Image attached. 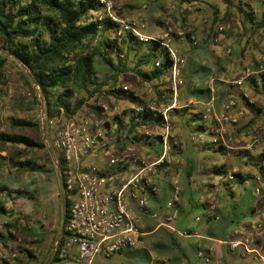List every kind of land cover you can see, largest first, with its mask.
<instances>
[{
  "label": "crops",
  "instance_id": "1",
  "mask_svg": "<svg viewBox=\"0 0 264 264\" xmlns=\"http://www.w3.org/2000/svg\"><path fill=\"white\" fill-rule=\"evenodd\" d=\"M170 1L172 4L168 5L164 0L150 3L153 7L143 13L142 17L146 18V34L157 35L171 30L173 37V31L178 32L174 40L187 63L183 70L185 84L177 95L178 104L173 108L191 105L198 106L203 112L212 104L214 113H219L233 96L237 100L238 109L243 112L239 114L238 110L232 111V119L227 124V131L221 142L224 149L212 144L215 133L213 124L194 120L190 113L172 117V132L176 137L174 152L181 160L182 186V200L178 205L176 220L177 231H172L175 232L176 242L171 240V232L148 213L144 216L145 245L141 249L127 250L120 255L130 253L144 257V264H205L198 255L200 249H204L211 256L212 264H264V258L253 253L242 255L241 248L232 249L230 246L231 240L250 236L253 231L251 226L264 218V183L260 185V191H257L259 185L255 180L256 175H264V91L255 92L249 84L245 86L253 104L255 103L249 107L238 95L234 85L235 80L244 77L240 73L253 57L259 61L264 60V26L257 28L244 22L243 15L237 11L238 0H196L191 4ZM244 1L254 6L260 2ZM143 6L148 7L147 4ZM215 9L218 11V22L212 27ZM255 16L257 20L263 19L262 13H255ZM238 18L241 20L237 26L234 21ZM221 25L225 28L222 35L218 30ZM185 29H192L197 37L196 48H188L189 44L185 40L181 41L183 35L180 32ZM216 38H220L219 44L215 43ZM249 50L255 52L248 53ZM142 54L143 50L134 51L131 65L126 62V71L118 77V87H124L125 84L131 86L129 96L111 91L108 95L103 94L95 103L103 108L104 115L96 120V124L111 140L113 152L132 149L151 161L163 151V122L156 117H138L136 107L150 104L169 106L173 97L170 104L160 99L170 98V72L165 77L156 79H144L137 72ZM150 68V65L142 66L144 72H150ZM110 85L108 90L112 83ZM211 120L214 122L213 117ZM131 123L136 124V127L130 133ZM41 135L44 137L43 130ZM27 157L43 168L22 171L12 165L8 151L0 150V162L3 163L0 171V203L15 208L37 235L45 234L43 243L51 245L46 242L47 238L54 241L61 233L64 221L60 225L61 220L51 216L47 219L52 222L56 219L55 223L51 222L50 226L45 227L39 220L34 221L32 215L38 214V205L51 212L55 207L61 208L63 204L60 167L55 162L60 153L52 149H35ZM174 168L166 165L159 167L155 180L160 191L150 197V212L167 211L166 202L171 196ZM248 179L252 180V185L248 184ZM4 188L23 189L33 196L27 193L10 195ZM215 190L216 208L210 211L209 199ZM37 218L40 219L38 216ZM5 222L0 217V231L4 229ZM182 231L190 234H181ZM256 243L264 247V230L257 237ZM0 252L5 253L1 243ZM39 252H42L40 248L37 255ZM13 253H16L15 250ZM101 258L104 257H98L94 264H106L104 259L108 258Z\"/></svg>",
  "mask_w": 264,
  "mask_h": 264
},
{
  "label": "trees",
  "instance_id": "2",
  "mask_svg": "<svg viewBox=\"0 0 264 264\" xmlns=\"http://www.w3.org/2000/svg\"><path fill=\"white\" fill-rule=\"evenodd\" d=\"M138 1L153 3L157 0ZM173 1L191 4L196 0ZM238 1L237 8L243 15L244 22L257 28L264 26V19H256V10L253 5L244 0ZM125 7L128 6L123 5L121 14L125 11ZM129 7L134 8L135 4H129ZM142 9L146 8L142 5ZM103 11V6L97 0H0V100L1 95L5 93L2 86L7 82L5 72L10 60L19 67L20 76L32 91L35 90V94L37 93L35 85L40 87L49 117L60 116L63 113L67 117L82 118L78 116L79 112L87 106L97 119H101L104 116L103 108L95 103H89V100L96 98L99 94H105L104 87L111 83L110 91L129 96L125 86H117L119 75L127 69L128 52L143 50L136 68L142 78L156 79L165 77L169 72L171 74L172 61L165 46L152 40L141 42L126 32L117 35L116 23L109 18L99 20V15ZM217 22L218 11L215 9L212 27L216 26ZM185 27L187 28V25ZM183 32L181 41H188V48H196L198 40L196 45L192 44V36L197 39L192 29L191 31L185 29ZM173 33L175 35L172 37L173 44L180 52L174 40L178 32L175 30ZM180 54L184 56L182 52ZM114 56L117 57V61ZM158 61L160 63L156 65ZM98 64H103L113 73L101 78ZM144 65L151 66L150 72H144L142 69ZM261 67H264V60L259 61L255 57L243 67L241 76L245 77L247 70L253 71L245 77L244 89L249 84L255 92L264 91V70L259 71ZM182 79L183 83L179 85L178 94L185 84L183 74ZM236 89L238 95L249 107L255 105V103H249L241 91ZM169 93V100L160 97L167 104L172 102V80H170ZM33 99L35 105H39L35 95ZM16 103L18 104L19 101ZM188 113L194 120H204L213 124L214 135L216 134L215 120L214 122L211 120L212 116L204 119L203 112L198 106L183 105L181 108H172L169 113L171 123L174 115ZM136 114L140 118L156 117L161 121L160 116L150 110ZM135 127L136 124L131 123L129 132L131 133ZM41 134L39 117L10 114L3 119L0 109V150L8 151L14 167L22 171L43 168L27 157L35 149H48ZM221 142H212V144L224 149L225 146ZM174 154L177 155L175 152ZM2 168L3 163L0 162V171ZM60 169L62 171L61 164ZM60 178L61 199L64 205V229L55 237L51 249L43 258H39L36 252L44 242L45 234L37 235L29 222L15 208L8 207L6 203H0V217L6 220L4 229L0 231V243L5 253L9 255V260H1L2 264H53L56 261L54 248L57 241L61 243L65 238L72 204V194L66 192L64 179ZM4 189L10 195L27 193L33 196L31 192L23 189ZM168 231L171 232L169 235L171 240L176 242L175 232ZM14 250L17 253L16 256H12ZM200 250L208 253L204 249Z\"/></svg>",
  "mask_w": 264,
  "mask_h": 264
},
{
  "label": "built area",
  "instance_id": "3",
  "mask_svg": "<svg viewBox=\"0 0 264 264\" xmlns=\"http://www.w3.org/2000/svg\"><path fill=\"white\" fill-rule=\"evenodd\" d=\"M97 1L104 10L99 15V20L109 18L116 23L117 35L130 33L141 42L157 41L167 48L172 61L173 102L169 106L150 104L136 107V113L146 110L155 112L161 117L164 126L162 154L149 161L132 149L113 152L109 137L98 124H93L88 119L67 117L63 113L49 117L44 96L40 87L35 85L45 144L48 149L60 153L55 162L59 167L61 164L60 176L64 179L65 190L72 194L65 238L61 243L56 242L54 253L57 259L53 264H94L98 257L109 258L127 250L141 249L145 245L146 235L144 216L148 213L167 230L177 231L178 205L182 200L181 160L174 154L176 137L172 132L169 111L178 104V88L183 83L182 74L186 58L174 46L171 30L157 35L146 34L144 30L147 23L143 17L135 14L123 16L120 13L123 6L117 0ZM223 29L222 25L218 28ZM180 34L184 35V32ZM192 44H197L194 36ZM159 63L160 61L156 65ZM262 70L264 67L259 69ZM252 73L253 71L247 70L246 76ZM245 77L235 80L234 85L249 103H253L243 87ZM125 89L128 87L125 86ZM27 94L30 95V92ZM237 104L235 98H230L219 113H214L212 104L204 109V119L212 116L216 122L213 143L223 141L227 124L232 119V111L238 110L237 112L242 114L243 111L238 109ZM162 165L175 167L171 178V196L166 202L165 213L157 210L150 212V197L160 191L155 176ZM255 180L259 185L257 191H260L264 175H256ZM216 191L209 199L210 211L216 208ZM251 227L253 231L250 236L233 239L230 246L232 249L241 248L242 255L253 253L264 258V247L256 243L257 237L261 236L264 230V218ZM180 233L190 234L187 231ZM198 255L205 264L213 263L208 253L200 250ZM12 256H16V253ZM0 258L9 260V255L0 252Z\"/></svg>",
  "mask_w": 264,
  "mask_h": 264
},
{
  "label": "rangeland",
  "instance_id": "4",
  "mask_svg": "<svg viewBox=\"0 0 264 264\" xmlns=\"http://www.w3.org/2000/svg\"><path fill=\"white\" fill-rule=\"evenodd\" d=\"M166 1V4H172V2L170 0H164ZM117 2H119V4L123 5H127L128 7H125V11L122 12L123 16H126L127 13H135L136 15H140L141 17L143 16V13H146L147 11L150 10L151 7H153L152 4H150L149 2H140L138 0H117ZM139 4V8H137L138 4ZM129 4H135L134 8H130ZM147 4L148 7L143 10L142 9V5ZM160 4V3H159ZM158 4V5H159ZM255 10H256V14H263V19H264V0H260L259 3L255 4ZM169 8H172V6H168ZM236 11V9H235ZM237 11L238 8H237ZM236 11V12H237ZM238 13V12H237ZM239 14V13H238ZM262 16H259V18H261ZM237 18V17H236ZM146 20V18H145ZM241 18L236 19L234 22L237 24L238 26V22H240ZM242 24V22H241ZM242 27H244V24L242 25ZM224 30H219V32L224 33ZM220 37V36H219ZM217 40H214L215 43H220ZM185 43L188 45V41H185ZM253 53L255 52L254 50L252 51ZM250 50L248 51V53H252ZM134 51L128 52V60L127 63L128 65H131L132 59H133V55ZM115 57V61H117V57ZM254 58V57H253ZM252 61V59L250 60ZM249 61V62H250ZM187 63V62H186ZM98 72H99V76L101 78L107 76V75H111L113 72L111 70H109L107 67H105L103 64H98ZM6 78H7V82L5 85L2 86V88L4 89V92L1 95V100H0V109L2 111V116L3 119L7 116V115H19L21 117H33L36 116V118L39 117V105H35L34 103V95L36 96V94L34 93L35 90L32 91V89L29 87V85H27V83L25 82V80L22 79V77L20 76V69L19 67L13 62V61H9L8 66L6 68V72H5ZM111 86V85H110ZM105 86L104 87V91L106 92L105 95H108L109 93H111L110 90H108V88L110 87ZM125 86L128 87L127 91L131 90V86L129 84H125ZM123 87V86H122ZM30 92V95H28L27 93ZM37 92V89H36ZM12 95V96H10ZM103 96V94L99 95L97 97V99H91L89 100V103H96L98 101V99ZM19 101V103L17 104L16 102ZM34 103V104H33ZM82 118L85 119H89L92 120L93 124H95L97 121V118L95 117V115L90 111V109L85 106L83 109L80 110L79 115ZM194 124V121L192 122ZM33 132V131H31ZM248 184L252 185V180L248 179ZM42 206H37V215H32V219L34 221L39 220L43 226H50L52 221H49L47 218L48 217H58L61 221H60V225H62L63 221H64V210H63V204L61 206V208H57L55 207L51 212H48L49 210L46 208H41ZM50 214V215H49ZM37 216L40 218L38 219ZM56 219H53L52 223H55ZM38 222V221H37ZM48 243H51V245L49 244H44L40 247V250L42 252L38 253L39 258H43V256H45V251H48L51 249L52 247V242L53 240L49 241V239L47 238ZM104 259V258H101ZM106 260V264H117L119 262H122L124 264H144L143 260L144 257H138V256H134L130 253H124L122 255L117 254L112 256L111 258L109 257L108 259H104ZM0 264L1 261H0Z\"/></svg>",
  "mask_w": 264,
  "mask_h": 264
},
{
  "label": "water",
  "instance_id": "5",
  "mask_svg": "<svg viewBox=\"0 0 264 264\" xmlns=\"http://www.w3.org/2000/svg\"><path fill=\"white\" fill-rule=\"evenodd\" d=\"M64 229V224H63V227H62V230Z\"/></svg>",
  "mask_w": 264,
  "mask_h": 264
}]
</instances>
